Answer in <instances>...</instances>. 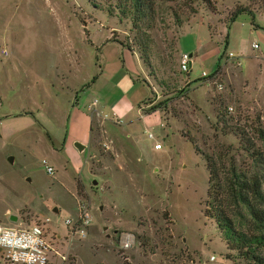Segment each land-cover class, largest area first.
Segmentation results:
<instances>
[{"label":"rangeland","instance_id":"obj_1","mask_svg":"<svg viewBox=\"0 0 264 264\" xmlns=\"http://www.w3.org/2000/svg\"><path fill=\"white\" fill-rule=\"evenodd\" d=\"M154 2L146 35L120 14L119 0H0V179L17 206L31 210L22 214L25 225L51 220L64 257L52 264H246L205 215V156L259 172L252 150L263 146L264 0ZM241 9L248 12L233 22ZM108 39L142 60L139 42L149 46L134 123L100 115L91 138L80 134L83 152L65 149L68 113L92 105ZM183 53L193 55L188 74L180 70ZM43 161L54 164V175ZM10 200L1 193L0 205ZM81 202L91 215L83 238L65 226ZM240 214L232 218L246 229L250 219ZM123 234L135 237L129 250L121 248Z\"/></svg>","mask_w":264,"mask_h":264},{"label":"trees","instance_id":"obj_2","mask_svg":"<svg viewBox=\"0 0 264 264\" xmlns=\"http://www.w3.org/2000/svg\"><path fill=\"white\" fill-rule=\"evenodd\" d=\"M119 2L120 14L123 17L130 18L135 29L140 33L147 35L148 31L154 28V0H119ZM243 12L248 11L241 9L236 12L233 22L236 16ZM143 42H139V46L143 51V61L150 64L149 46ZM227 46L228 41L226 42ZM219 70L220 68L214 76L218 74ZM223 132L228 135L236 131H227L225 128ZM236 133L238 134V132ZM259 138L263 143L262 148L252 150L254 166L256 170H259L255 174L242 172L235 162L227 165L221 154H219V157L218 155L205 156L209 171L205 215L216 222L228 249L237 252L238 257L244 260L246 264H264V176H260V173L264 172L263 129L259 130ZM190 142L196 152H200L196 141L191 139ZM234 211L241 213V221L250 219L246 229L238 227L232 218Z\"/></svg>","mask_w":264,"mask_h":264},{"label":"crops","instance_id":"obj_3","mask_svg":"<svg viewBox=\"0 0 264 264\" xmlns=\"http://www.w3.org/2000/svg\"><path fill=\"white\" fill-rule=\"evenodd\" d=\"M98 58L99 72L90 88L94 98L92 105L84 111H81L78 105L71 107L68 113V118H70L68 132L63 138L65 149H70L75 144L76 147L80 145L84 150L87 142L80 137V134L90 132L89 138H91L95 117L100 115H106L121 123L126 122L127 125L134 123L130 118L135 104L139 100L137 96H134L137 91V83L142 82L140 76L146 72L143 60L137 52H132L115 41H109V39L99 48ZM58 142L54 143L56 149V146L59 145ZM79 150L83 152L81 149ZM5 192L12 196V201L0 205V220L11 227L28 226L25 225L27 223L22 214L26 210L27 213L24 215H28L31 210L28 207L22 208L20 204L17 206L16 192L7 183V180L0 179V195Z\"/></svg>","mask_w":264,"mask_h":264},{"label":"built area","instance_id":"obj_4","mask_svg":"<svg viewBox=\"0 0 264 264\" xmlns=\"http://www.w3.org/2000/svg\"><path fill=\"white\" fill-rule=\"evenodd\" d=\"M254 47H257L256 45ZM232 57L233 54H231ZM194 60L193 55L183 53L180 58V70L183 74H188L192 70ZM214 76V75H213ZM211 76V77H213ZM205 73L203 79L211 78ZM163 127V125H162ZM150 139L156 137L149 133ZM156 150H162L163 145L156 143ZM43 166L50 175L55 174L53 166L47 161H43ZM79 215L75 220H67L65 226L74 237H85L87 229L90 227L91 215L88 205L84 202L79 204ZM50 219H43L33 225L14 227L7 226L0 220V252L5 264H52L58 257L64 258L59 251L61 238L54 237L49 233ZM135 245V237L132 234H123L121 248L129 250ZM215 257H212V261Z\"/></svg>","mask_w":264,"mask_h":264},{"label":"water","instance_id":"obj_5","mask_svg":"<svg viewBox=\"0 0 264 264\" xmlns=\"http://www.w3.org/2000/svg\"><path fill=\"white\" fill-rule=\"evenodd\" d=\"M78 148H81L82 149V147L80 145H78Z\"/></svg>","mask_w":264,"mask_h":264}]
</instances>
